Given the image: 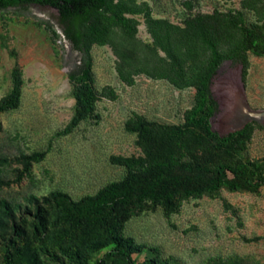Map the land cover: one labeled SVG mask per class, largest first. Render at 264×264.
Returning a JSON list of instances; mask_svg holds the SVG:
<instances>
[{
    "label": "rangeland",
    "instance_id": "rangeland-1",
    "mask_svg": "<svg viewBox=\"0 0 264 264\" xmlns=\"http://www.w3.org/2000/svg\"><path fill=\"white\" fill-rule=\"evenodd\" d=\"M54 31L47 6L0 11V102L19 93L0 112V264H264V187H148L160 173L199 186L221 164L264 158L262 125L226 150L186 122L226 60L264 108V54L247 47L264 49V0H107L84 26L89 109L67 77L80 53ZM58 194L109 204L74 218Z\"/></svg>",
    "mask_w": 264,
    "mask_h": 264
},
{
    "label": "trees",
    "instance_id": "trees-1",
    "mask_svg": "<svg viewBox=\"0 0 264 264\" xmlns=\"http://www.w3.org/2000/svg\"><path fill=\"white\" fill-rule=\"evenodd\" d=\"M34 4L47 6L55 11L62 34L54 31V35L56 37L63 35L62 37L70 42L71 46L80 53L79 63L68 72L67 77L77 91V102L82 107L89 109L93 99V92L88 84L91 59L85 47L84 26L90 23L97 13L105 10L107 0H0V11L13 8L19 13ZM108 16L112 19H117L116 14L113 12H109ZM120 20L123 24L126 23L125 18ZM247 40V43H249L247 45L248 48H251L255 53L264 54L261 44L251 42L250 39ZM215 72L216 66H214L212 74ZM209 83V79H206L198 90L196 102L188 112L186 122L191 126L201 127L208 137L216 140V145L219 148L231 150L236 146L238 137L242 135L244 128L223 135L212 130L210 119L217 112L218 104L212 94ZM18 97L19 93L15 91L9 99L1 101L0 112L7 107L14 106L18 101ZM262 126L264 127V124ZM148 183L150 191L155 185H163L162 195L167 197L179 191H184L185 193L212 192L221 186L254 192L260 187H264V158L257 162H239L233 166L221 164L216 168L215 174L207 178L199 186H192L179 177L162 173L150 178ZM121 199L125 200L126 196L122 195ZM52 201L74 218H84L92 214H99L109 204L104 196L98 198L87 197L76 202L66 194H58L52 197ZM74 264L127 263H107L103 260H96L92 263L76 262Z\"/></svg>",
    "mask_w": 264,
    "mask_h": 264
},
{
    "label": "water",
    "instance_id": "water-1",
    "mask_svg": "<svg viewBox=\"0 0 264 264\" xmlns=\"http://www.w3.org/2000/svg\"><path fill=\"white\" fill-rule=\"evenodd\" d=\"M209 86L218 104L217 112L210 119L212 130L223 135L239 131L251 122L264 124V108L254 109L249 106L241 87L240 69L236 62H223L211 78Z\"/></svg>",
    "mask_w": 264,
    "mask_h": 264
},
{
    "label": "flooded vegetation",
    "instance_id": "flooded-vegetation-1",
    "mask_svg": "<svg viewBox=\"0 0 264 264\" xmlns=\"http://www.w3.org/2000/svg\"><path fill=\"white\" fill-rule=\"evenodd\" d=\"M71 45V44H70Z\"/></svg>",
    "mask_w": 264,
    "mask_h": 264
}]
</instances>
